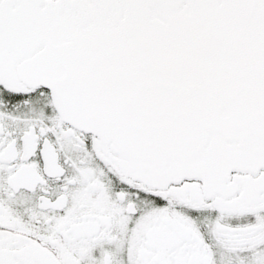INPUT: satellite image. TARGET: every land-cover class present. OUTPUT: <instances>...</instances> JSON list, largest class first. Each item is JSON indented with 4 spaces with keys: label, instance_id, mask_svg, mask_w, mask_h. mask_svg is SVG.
<instances>
[{
    "label": "snow or ice",
    "instance_id": "1",
    "mask_svg": "<svg viewBox=\"0 0 264 264\" xmlns=\"http://www.w3.org/2000/svg\"><path fill=\"white\" fill-rule=\"evenodd\" d=\"M0 264H264V0H0Z\"/></svg>",
    "mask_w": 264,
    "mask_h": 264
}]
</instances>
